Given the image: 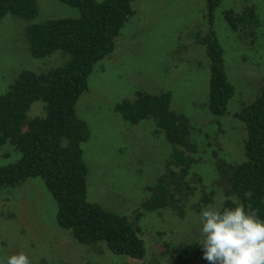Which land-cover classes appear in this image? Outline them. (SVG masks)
Wrapping results in <instances>:
<instances>
[{
	"label": "rangeland",
	"instance_id": "obj_1",
	"mask_svg": "<svg viewBox=\"0 0 264 264\" xmlns=\"http://www.w3.org/2000/svg\"><path fill=\"white\" fill-rule=\"evenodd\" d=\"M36 1L38 13L30 21L11 14L0 21V94L21 70L44 71L58 62L55 53L41 58L30 54L27 23L80 15L77 7L60 0ZM252 4L260 19L257 36L241 38L228 29L222 12L242 11ZM132 8L113 49L94 64L76 108L90 131L83 144L88 199L139 225L146 246L143 260L100 251L102 244L97 249L77 241L69 229L58 225L55 200L40 177L0 189V255L22 250L32 264H169V257L185 242L200 239L201 209L220 207L224 194L215 161L243 158L245 130L233 113L253 99L264 76V0H222L216 10L214 27L235 86L224 116L211 114L206 103L209 66L200 43L208 27L205 0H134ZM138 90L168 91L171 108L188 118L196 145L190 173L200 180L182 215L170 208L141 207L148 186L164 168L170 142L152 119L130 123L116 111L117 103L131 99ZM44 112L39 100L28 115ZM19 156L11 143L0 144V165ZM201 182L213 192L207 204L200 200Z\"/></svg>",
	"mask_w": 264,
	"mask_h": 264
},
{
	"label": "trees",
	"instance_id": "obj_2",
	"mask_svg": "<svg viewBox=\"0 0 264 264\" xmlns=\"http://www.w3.org/2000/svg\"><path fill=\"white\" fill-rule=\"evenodd\" d=\"M60 1L77 7L80 15L27 23L24 29L33 57L55 53L58 62L44 71L21 70L0 94V144L11 143L20 151L16 161L0 165V189L15 188L29 178L40 177L55 200L58 225L69 229L77 241L97 249L102 244L100 251L143 260L146 246L139 225L88 199L83 144L90 131L76 108L94 64L113 49L121 28L134 13V0ZM221 2L205 0L208 27L200 37L209 66L206 103L216 116L227 113L235 93L226 71L224 47L214 27ZM231 10L222 12L228 29L241 38L256 37L260 19L255 6ZM37 13L36 0H0V21L6 14L30 21ZM39 100L44 102V114L30 117L32 103ZM115 109L130 123L152 119L170 142L164 168L148 186L142 209L170 208L182 215L200 180L196 173H190L196 145L190 138L188 118L171 108L168 91L138 90L131 99L117 103ZM233 116L245 130L243 158L215 161L217 181L224 194L220 207H231L239 200L246 207L250 203L264 218V76L253 99L235 110ZM201 183L200 200L207 204L213 192L206 191ZM246 191L252 192L250 201L244 196ZM197 240L179 247L169 257V264H208Z\"/></svg>",
	"mask_w": 264,
	"mask_h": 264
},
{
	"label": "clouds",
	"instance_id": "obj_3",
	"mask_svg": "<svg viewBox=\"0 0 264 264\" xmlns=\"http://www.w3.org/2000/svg\"><path fill=\"white\" fill-rule=\"evenodd\" d=\"M244 196L250 201L252 192ZM203 259L208 264H264V218L249 203L239 200L231 207L209 205L198 216ZM0 264H32L20 250L0 255Z\"/></svg>",
	"mask_w": 264,
	"mask_h": 264
}]
</instances>
